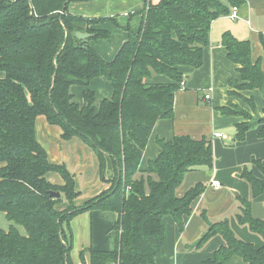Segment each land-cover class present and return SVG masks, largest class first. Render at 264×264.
I'll return each instance as SVG.
<instances>
[{
	"label": "trees",
	"instance_id": "16d2710c",
	"mask_svg": "<svg viewBox=\"0 0 264 264\" xmlns=\"http://www.w3.org/2000/svg\"><path fill=\"white\" fill-rule=\"evenodd\" d=\"M71 2L92 0H0V213L14 224L9 231L0 228V264H73L69 223L98 210L117 214L115 248L86 249L80 253L83 263L89 253V264H158L167 241L163 219L173 217L184 230V218L192 214V203L205 186L190 189L182 198L176 192L188 172L213 169L212 141L188 136L170 142L157 139L160 155L148 163L146 173L140 174V163L155 124L174 115L175 95L185 80L179 68L204 64L212 22L229 16L232 7L240 8L245 1L147 0L137 34L126 28L128 40L109 63L90 42L108 39L110 33L96 27L116 20L74 16L68 11ZM78 32L93 38L80 40ZM222 45L237 66L240 88L259 89L264 95V73L260 62H253L250 42L226 33ZM155 75L171 82L149 84ZM99 77L110 80L114 93L97 106L88 87ZM230 85L239 82L231 79ZM73 86L85 89L82 106L74 102ZM219 110L249 117L229 107ZM39 116L59 126L65 141L82 139L97 153L100 179L111 185L109 190L76 206L80 193L74 175L64 165L51 164L37 138ZM258 125L264 137V118L254 126ZM254 126L238 125L234 142H243ZM251 162L264 177V161ZM52 172L65 185L48 182L46 175ZM240 178L249 182L253 199L264 193V178L249 167ZM53 192L61 198L51 197ZM63 200L68 208L59 212L56 205ZM237 202V221L264 239V221L253 217L251 201L237 197ZM217 235L225 244L202 264H227L235 256L246 264H264V248L236 237L227 220L210 225L197 248Z\"/></svg>",
	"mask_w": 264,
	"mask_h": 264
},
{
	"label": "crops",
	"instance_id": "0c3cea01",
	"mask_svg": "<svg viewBox=\"0 0 264 264\" xmlns=\"http://www.w3.org/2000/svg\"><path fill=\"white\" fill-rule=\"evenodd\" d=\"M244 1L238 8L236 20L226 16L212 22L210 47L204 51V64L198 69L189 66L179 68L186 85L175 95L174 115L169 119H159L155 124L140 163V174L146 173L148 163L160 155L157 139L170 142L176 137L188 136L195 141H212L213 169L200 167L188 172L176 192L182 198L190 189L201 184L205 186L203 194L192 203V214L184 218V230H180L173 217L166 216L163 219L167 228V241L158 257V264H202L213 259L217 249L225 244L223 237L217 235L201 248H197V244L210 225L221 220L230 222L236 237L243 242L252 244L256 249L264 248L263 237L253 233L248 225H241L237 221V197L251 201L253 217L264 221V193L253 199L249 182L240 178L245 167L252 169L256 177L264 178L251 162L252 159L264 161V137L259 135L262 126L248 130L243 142H234L237 126L243 124L245 119L237 115H224L219 110L233 104L248 112L252 111L248 102L236 97L235 89L230 85L231 79L240 81L241 78L236 72L237 66L228 59V52L222 45L226 33L240 42H250L253 62L259 61L264 73V0ZM146 7L147 0H92L71 2L68 11L77 17L116 20L96 27L109 32L108 39L90 42V47L96 50L104 62L109 63L128 40L129 32L126 28L129 27L137 34ZM170 82L169 78L158 75L148 80L151 85H167ZM88 90L95 93L97 106L104 100H110L114 93L110 80L104 77L94 79ZM84 91L81 86L70 89L74 102L79 106L84 104ZM209 93L211 99L207 101L205 97ZM242 96L255 103L257 112L264 116V95L261 90L244 91ZM36 124L37 138L48 153L49 162L64 165L75 177L76 188L80 193L77 207H82L111 188L110 184L101 181L98 155L85 141L78 138L65 141L61 137V128L48 123L44 116H39ZM217 134H223L224 138H214ZM46 179L57 186L65 185L56 172L47 174ZM215 181H219L220 188L213 186ZM67 208L68 204L64 200L56 205L59 212ZM116 220L117 214L100 210L85 212L71 220L69 226L73 248L70 256L73 264L90 263L89 253L84 255V263L81 260L80 253L86 249L105 252L114 250L116 240L113 229ZM227 264L246 263L235 256Z\"/></svg>",
	"mask_w": 264,
	"mask_h": 264
},
{
	"label": "rangeland",
	"instance_id": "374dc122",
	"mask_svg": "<svg viewBox=\"0 0 264 264\" xmlns=\"http://www.w3.org/2000/svg\"><path fill=\"white\" fill-rule=\"evenodd\" d=\"M238 82H239V85H237V86L236 85H232L233 89H235L234 93H235L236 97H238L239 99H243L246 102H248L249 105L252 108L251 101L249 99L245 98L244 96H242V93L244 91H247V90L241 89L240 86H242L241 85L242 83L240 81H238ZM77 100L78 99L75 96V101H77ZM228 107L231 110H235V111L237 110V111L242 112V113H244V112L247 113L248 116H249L248 118L245 117L244 115H243V117L242 116H240V117L241 118H244L245 119L244 122L247 123L248 125H252V126L257 125L259 123V121H260V118H264V116L260 115L257 111H254L253 109H252L253 112L252 111L251 112H248V111L240 108L237 105L231 104ZM244 122H243V124H244ZM11 225H14V224L12 222H10V221L7 220L5 214L0 213V228L3 229V230H5V231H9ZM18 228L20 229V231H21L22 234L25 233V229H23L21 227H18Z\"/></svg>",
	"mask_w": 264,
	"mask_h": 264
},
{
	"label": "built area",
	"instance_id": "2783aa9c",
	"mask_svg": "<svg viewBox=\"0 0 264 264\" xmlns=\"http://www.w3.org/2000/svg\"><path fill=\"white\" fill-rule=\"evenodd\" d=\"M237 14H238V8L232 7L230 10V13H229V17L233 20H236L238 18ZM185 85H186L185 80H183V82L181 83V88H180L181 91L185 88ZM205 98L207 101H209L211 99V93L207 94ZM214 138L222 139V138H224V135L223 134H217V135H215ZM213 186L215 188H220L219 181L213 182Z\"/></svg>",
	"mask_w": 264,
	"mask_h": 264
},
{
	"label": "water",
	"instance_id": "95a60500",
	"mask_svg": "<svg viewBox=\"0 0 264 264\" xmlns=\"http://www.w3.org/2000/svg\"><path fill=\"white\" fill-rule=\"evenodd\" d=\"M76 37L79 38L80 40H90V39L93 38L92 35L84 34V33H81V32L76 33ZM50 196L54 197V198H57V199L61 198V194L59 192H53V193L50 194Z\"/></svg>",
	"mask_w": 264,
	"mask_h": 264
}]
</instances>
